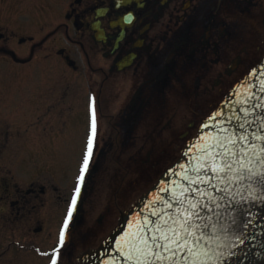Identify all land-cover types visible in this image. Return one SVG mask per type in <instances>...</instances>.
Wrapping results in <instances>:
<instances>
[{"label": "flooded vegetation", "instance_id": "obj_1", "mask_svg": "<svg viewBox=\"0 0 264 264\" xmlns=\"http://www.w3.org/2000/svg\"><path fill=\"white\" fill-rule=\"evenodd\" d=\"M263 56L264 0H0V66L38 78L30 106L0 105V264H51L56 248L40 249L71 203V129L79 156L88 131L71 112L87 92L94 149L70 221L82 241L104 238ZM71 242L58 264L72 263Z\"/></svg>", "mask_w": 264, "mask_h": 264}, {"label": "water", "instance_id": "obj_2", "mask_svg": "<svg viewBox=\"0 0 264 264\" xmlns=\"http://www.w3.org/2000/svg\"><path fill=\"white\" fill-rule=\"evenodd\" d=\"M227 140L235 141L234 145L227 146L237 153L240 163L246 165L245 171L247 168L253 170L251 179L232 181L227 192L217 191L209 184L189 185L182 179L185 173L191 178L196 177L191 170L198 162L210 163L200 151L204 145L215 146L217 142L226 143ZM261 148H264V58L204 121L197 137L184 149L180 159L129 212L121 214L118 226L96 251L87 256L84 264H187L184 259L186 249L180 250L175 257L171 256L163 247H157L166 241L153 230L162 224L160 216L163 213L171 216L177 213L181 207L178 201H184V207L188 201L207 205L200 209V215L205 219L197 221L208 225L200 229L205 239L199 243L210 256L219 257L215 264H264V183L260 182L259 175L264 172L261 163L264 152ZM220 151L222 149L217 147L216 152ZM245 153L251 157V164ZM212 176L209 171L208 178ZM211 184L220 189L226 187L214 179ZM201 192H206L207 196L202 197ZM210 197L215 198L214 203ZM168 204L172 207L168 208ZM216 204L220 207L217 208ZM142 241L147 242V247ZM189 246L196 248L192 241ZM203 264H213V260L205 259Z\"/></svg>", "mask_w": 264, "mask_h": 264}, {"label": "snow or ice", "instance_id": "obj_3", "mask_svg": "<svg viewBox=\"0 0 264 264\" xmlns=\"http://www.w3.org/2000/svg\"><path fill=\"white\" fill-rule=\"evenodd\" d=\"M96 133V113L95 107H92V136L88 140L87 151L84 153L82 164L79 169V176L77 177V184L75 187V192L72 196L71 203L67 210V215L64 219L63 227L60 232L59 237V246L53 250L51 264H58V255L60 247L65 243V231L69 228L70 221L73 218V212L76 208L77 199L80 195V190L82 185L85 183L86 176L89 172L90 161L93 155L94 149V139ZM243 139V137H241ZM228 144H235V141L227 140V142H217L215 146L213 145H204L203 148L200 149L204 157H207L210 163H197L193 166L192 172L196 173L195 178H191L187 173L182 177V179L187 180L189 185L203 183L209 184L212 187H216L217 191H225L227 192L229 187L231 186L232 181H240L242 179L248 178L251 179L253 170L251 168L246 169V165L241 164L239 158H237V153L233 151L232 148L228 147ZM222 149L220 152H216V148ZM243 151V149H241ZM261 151L264 152V148H261ZM247 156V153H245ZM254 155V153H253ZM248 163H252V159L250 156H247ZM264 164V160L261 161ZM183 167V166H181ZM201 170H204L201 175ZM213 174L211 179L220 181L224 183L226 187L224 189H220L218 186L211 184V179L208 178V172ZM260 182L264 183V172L260 173ZM203 177V178H202ZM201 196H207L206 192H201ZM212 202H215V198L210 197ZM181 207L177 210V213L174 216L169 215L168 213H163L160 216L162 221L161 225H157L153 230L159 232L160 239L166 241V243L161 246L157 245V247H163L165 252H168L171 256L175 257L177 253L186 249L187 255L184 257L187 264H203L204 260H213V264L219 258L210 256L208 252L203 251L200 246V241L205 239V234L200 232L201 228H207V224L200 223L197 221H203L205 217L200 215V209L202 205L200 201H188L187 207H184V201H178ZM168 208H171L172 205L168 204ZM216 207L219 208L220 205L216 204ZM211 211V209H210ZM153 215H157V213L153 212ZM168 218L165 219L164 217ZM150 223V222H149ZM200 232L199 235L197 233ZM190 241L195 243L196 248L189 246ZM147 247V242L142 241ZM169 245H174L175 247H169ZM139 251V249H138ZM141 254H144L143 252ZM153 255H158L156 253H152ZM162 258V257H158Z\"/></svg>", "mask_w": 264, "mask_h": 264}, {"label": "rangeland", "instance_id": "obj_4", "mask_svg": "<svg viewBox=\"0 0 264 264\" xmlns=\"http://www.w3.org/2000/svg\"><path fill=\"white\" fill-rule=\"evenodd\" d=\"M3 70V69H1ZM11 69H8L6 71H4V75L0 76V97L1 100L0 101V105L2 107H5L7 109V111H15L17 107H19L20 105L23 106H30V102H31V93H29V91L27 90H31L35 91V87H36V80H38L37 77H34L33 79L31 77H20V76H9V74H11L12 71H10ZM9 74L7 75L6 73ZM21 72V71H20ZM13 73H16V71H14ZM19 77V78H18ZM42 79V78H41ZM33 96V95H32ZM88 95L85 96V100H84V104L81 107H77L76 110L72 109L71 112V118H72V122L74 121H78L81 124H85V126L88 125L90 119H91V113H90V102L87 99ZM78 98V97H77ZM22 99H23V103H22ZM27 101V102H25ZM76 98L73 97V102H76ZM75 105L76 104H72ZM79 106V104H78ZM83 124V125H84ZM74 126V125H73ZM81 133L82 130L77 128L75 129L74 127H72L71 129V139L69 141V145L67 146V155H68V160H70V164H71V173H70V178L72 180L73 176L76 173V164L78 162L79 159V141L81 138ZM83 138V137H82ZM29 145H25L24 149L22 150L23 152V156L24 159L27 158V155L29 154H33L35 152H33V147H32V141L29 139ZM47 147H42V150L45 148V150H43L44 153H47L48 151V145H46ZM80 146L82 147V140H81V144ZM81 147H80V151H81ZM35 148V146H34ZM27 150V151H26ZM32 151V152H31ZM42 169L47 170V167L45 165L41 166ZM33 169L31 162L27 161V159L25 160V167H23V170H25L24 174L28 173V171H31ZM51 170L53 171L54 174H59L58 173V169L55 166H52ZM41 171V170H40ZM31 174V173H28ZM63 207V206H62ZM101 208L99 206L96 207V205H93V208L91 209L90 212L87 213L89 224L92 222L95 223L94 219H96L98 217V213L100 212ZM63 213V209L60 208L59 210H57V214H56V221L55 224L51 225V227L49 230H51L52 232V236H51V243L49 244V246H47L46 244H43V247H41V250H47L48 248H50L53 244V241L55 239V233L60 221V218L62 216ZM86 223V221H85ZM117 222L110 224L108 226V229L104 232V237H106L109 232L111 231V229L115 226ZM91 231V228H89ZM109 231V232H107ZM102 237H97L96 239L92 238H85L83 241H76L74 240L72 242V261H74L76 259V257H78L80 254L84 253L85 251H91L92 249H95L99 246L100 241L103 239H101ZM47 262V261H46ZM41 264H45V261L42 260Z\"/></svg>", "mask_w": 264, "mask_h": 264}]
</instances>
